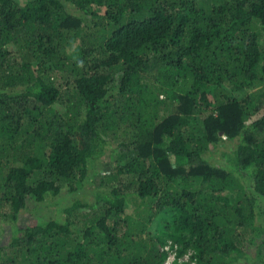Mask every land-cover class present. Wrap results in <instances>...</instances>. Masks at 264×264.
<instances>
[{
    "label": "trees",
    "instance_id": "1",
    "mask_svg": "<svg viewBox=\"0 0 264 264\" xmlns=\"http://www.w3.org/2000/svg\"><path fill=\"white\" fill-rule=\"evenodd\" d=\"M262 94L264 0H0V264H264Z\"/></svg>",
    "mask_w": 264,
    "mask_h": 264
},
{
    "label": "rangeland",
    "instance_id": "2",
    "mask_svg": "<svg viewBox=\"0 0 264 264\" xmlns=\"http://www.w3.org/2000/svg\"><path fill=\"white\" fill-rule=\"evenodd\" d=\"M20 6L24 5V3L27 0H15ZM231 96L240 98L241 94L238 92L233 91L230 93ZM262 100L264 101V96L263 94L261 95ZM59 110H61V107H59ZM264 112V107L261 110V112L256 116L259 117L262 113ZM217 152L215 151V154ZM214 154V155H215ZM213 155V154H211ZM208 156V155H207ZM211 162V160H209ZM213 164H216V161L213 162ZM93 183L88 181L86 186H84V189L80 191L75 197L76 199L82 200L83 197H87L86 199H89V193L91 192ZM59 197L55 198H46L43 202L41 203H35L32 200H28L26 207L23 211L18 216V222L17 225L19 227L21 226H26V225H33L37 223L38 221L41 222V220H50V219H57L60 218L61 215L58 213L59 210L64 208L66 205L70 203L71 198H63V196H60V199L58 200ZM262 209H264V205L260 206ZM58 214H57V213ZM164 224L161 221H156L153 223V235H158V232L163 229ZM4 230L7 232L3 236L1 235L0 242L2 244H7L6 241H9V226L3 227ZM8 234V237H7ZM159 236V235H158ZM162 245L160 247V252H163L166 254V258L163 262V264H172L173 261H177L178 263H194L193 259V252L191 249H186L183 250L181 246L178 244H174L172 241H170L168 238H162Z\"/></svg>",
    "mask_w": 264,
    "mask_h": 264
}]
</instances>
